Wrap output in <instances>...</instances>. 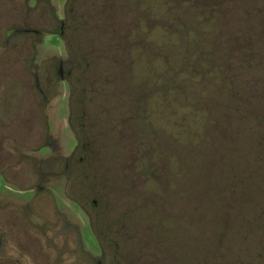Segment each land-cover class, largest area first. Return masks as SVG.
Instances as JSON below:
<instances>
[{"label":"rangeland","instance_id":"1","mask_svg":"<svg viewBox=\"0 0 264 264\" xmlns=\"http://www.w3.org/2000/svg\"><path fill=\"white\" fill-rule=\"evenodd\" d=\"M8 8L1 4L0 16L15 8L34 29L54 30L51 7L39 5L28 16L19 0ZM64 14V49L57 35L44 36L37 58L44 62H34L32 71L42 76L53 68L56 80L62 54L67 70L75 64V89L66 90L75 99L72 108L127 111V123L111 124L106 132L92 129L91 137L100 134L111 146L102 159L75 168L101 185L111 173L124 172L129 191L74 197L88 221L103 227L101 259L94 256L98 245L84 217L78 218L79 234L65 229L63 206L72 196L37 193L18 201L14 210L0 214L2 264L15 259L17 264H264V0H69ZM252 37L256 44L249 55ZM3 60L1 76H7ZM11 69L17 79L29 76L19 61ZM6 82L11 99L0 111L25 108L19 98L28 91ZM64 92L52 123L60 128ZM50 108L46 111L53 114ZM40 124L38 118L34 146ZM87 124L82 131L88 133ZM63 136L70 138L67 132ZM115 140L129 146L125 169ZM37 169L17 165L30 182ZM116 186L121 192L120 181ZM93 200L101 206L93 209Z\"/></svg>","mask_w":264,"mask_h":264},{"label":"flooded vegetation","instance_id":"2","mask_svg":"<svg viewBox=\"0 0 264 264\" xmlns=\"http://www.w3.org/2000/svg\"><path fill=\"white\" fill-rule=\"evenodd\" d=\"M17 1L18 0H0V5H8V10L10 11L11 6L15 7ZM19 1H21L23 5V14L26 16L31 14L30 12L39 5L44 4L47 8L51 7V13L48 15L50 17L48 18L55 24V27L54 30L51 31L47 30V25L41 29H34L29 19H19L15 13V8H13L14 12L9 16H0V62L2 58H4L3 65L5 70L3 69V71H5V73L2 74L7 73V76H1L0 70V104L11 99V93H5V91L8 90L6 87V83H8L6 79L13 83H18L19 90L23 89L28 91L22 92L24 98H19V100L26 101L25 108L15 109L8 114L0 111V180L3 183L2 187H0V214L7 210H14L18 201L23 202V199H32L37 193L55 198L58 195H65L68 198L70 195L78 199L80 195L88 197L92 196L94 193L102 197L112 196L118 193L123 194V196L127 195L129 191L128 179L124 176V172H122L120 176L111 173L110 179H107L105 184L101 185L97 184L94 178L88 179L86 177V179H83L81 176L83 172L75 168L76 165L81 164L91 166L95 161L102 159L104 152L107 151L106 149H109L111 146L105 145L99 140L101 138L100 134L99 137L97 135L93 136L92 134V139L90 135V133L93 132L92 129H97L100 126L105 128L104 132H106V127L111 124L118 125L120 123H127V111L122 110L117 114V110H112L110 112L106 110L104 114H98L92 110L72 108V101L75 103V99L73 100V98H71L72 94L66 93V90L75 89L71 88V75L74 73L73 69L75 64L72 62L73 69L67 70L68 63L63 59L64 56H62V54L57 55L59 63L57 64L56 80L52 77L53 68L52 70L47 68L42 76H40L38 72L32 71L34 62L36 64L44 62L43 58L40 61L37 59L39 57L38 47L42 44L44 36L57 35L63 43L62 50L64 49L67 37V20L64 9L69 0H57L62 4L60 8L57 6L56 0ZM76 15V17L81 16H78L79 14ZM1 25L6 26L2 28ZM32 35L35 37L34 42L26 41V39L28 40V37ZM62 50L60 53L63 52ZM17 53L19 54V58H17ZM16 61H19V63L23 65V68L29 71L28 77L17 79L11 76L15 73V70L11 69V66L12 63ZM63 89L65 90V96L63 98L67 103H65L66 108L63 114V117H65V124L60 128L58 125L52 123L56 121L54 114L59 113L61 110L59 103L55 104V102L59 100L58 95L63 96L61 93ZM77 101L80 100L78 99ZM53 104H55L54 107ZM33 106L35 108H33ZM49 106L52 107L50 109L53 114L46 111ZM84 117L86 118L85 120H83ZM38 118L41 124L37 125L40 130L37 131V133L39 132V137L36 139L39 140L35 143L36 146H34V123L38 122ZM71 119L74 123L72 126L69 124ZM86 123H88L87 127L90 129L88 133L82 131L84 127L86 128ZM73 126L81 132L82 136L88 135L89 139L86 137L82 138L78 132L73 130ZM55 127L59 132L53 130ZM65 128L68 131H64ZM65 132L70 135L71 139H66L65 136H63ZM104 132L101 133L103 134ZM58 133L62 140H59ZM120 133L122 136L123 131L120 130ZM118 136L119 135H117L116 138H118ZM114 145L122 151V156L117 158V160H119V163L124 166L123 169H125V165L129 163V155L127 152L129 146L123 141L117 142L116 140L114 141ZM138 152L137 154H139ZM22 164L30 166V169L32 166H37L39 173L34 179V182H30L29 178L17 172V165ZM85 180H87L88 185L85 184ZM118 181H120V188L118 187V189L121 192H116ZM113 184H115L116 187ZM97 185L99 187H97ZM79 200L75 201V198L74 200L68 198V204L63 206L65 211H68V215L65 217V219L68 220L65 221V229L71 233L78 230L77 233L79 234V229L82 225L78 218L79 215L84 217L87 222L88 230L98 245L99 254L94 256L101 259L105 255L101 245L103 227L100 223V226L94 227L91 221H88V216L85 214V207L79 203ZM101 203L102 202L98 200H93L92 208L96 209L100 207ZM25 206L26 204L21 207L24 208ZM69 213L72 214L71 217ZM0 223L5 225L4 220L0 219ZM65 225L63 224V227H65ZM2 245L0 235V249ZM79 245L84 249L86 248L81 238ZM4 261L6 260L0 258V264L4 263ZM17 263L18 260L15 259L14 264ZM98 264H101V262L99 261Z\"/></svg>","mask_w":264,"mask_h":264},{"label":"trees","instance_id":"3","mask_svg":"<svg viewBox=\"0 0 264 264\" xmlns=\"http://www.w3.org/2000/svg\"><path fill=\"white\" fill-rule=\"evenodd\" d=\"M253 40H254V39H253V37H252V38L250 39V44H249V46L246 47V49L248 50V54H249V55H251V54L253 53V48H252V47H253L252 45H253V43H254ZM255 44H256V43H254V46H255ZM249 59H250V58L248 57V58H243L242 60H245V63H247Z\"/></svg>","mask_w":264,"mask_h":264}]
</instances>
